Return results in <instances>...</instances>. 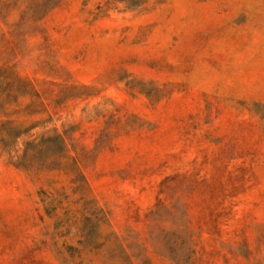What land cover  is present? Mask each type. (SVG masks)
<instances>
[{"label":"rangeland","instance_id":"rangeland-1","mask_svg":"<svg viewBox=\"0 0 264 264\" xmlns=\"http://www.w3.org/2000/svg\"><path fill=\"white\" fill-rule=\"evenodd\" d=\"M0 264H264V0H0Z\"/></svg>","mask_w":264,"mask_h":264}]
</instances>
